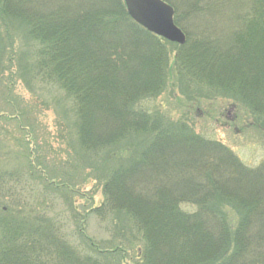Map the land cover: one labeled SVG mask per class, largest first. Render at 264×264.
Instances as JSON below:
<instances>
[{
    "label": "rangeland",
    "instance_id": "374dc122",
    "mask_svg": "<svg viewBox=\"0 0 264 264\" xmlns=\"http://www.w3.org/2000/svg\"><path fill=\"white\" fill-rule=\"evenodd\" d=\"M58 1L65 2L70 10L76 9V2L83 1L84 6L79 4V9L86 7L95 18L89 23L83 20L81 34L93 40L95 36L101 43L118 47L115 54L119 51L127 56L119 62L112 57L119 69L112 75L122 83L111 91L123 100H132L134 111L141 106L151 116H157L154 122L158 127L199 134L205 144L215 140L234 151L245 166L264 167V31L259 32L261 26L258 29L251 23L258 19L248 16L254 11V0H163L173 6L175 25L186 34L185 44L147 29L154 36L140 33V28L129 21L133 19L126 0H42L47 9L56 8ZM32 11L36 13L35 9ZM3 18L0 264L7 259L22 263V247L27 260L35 258L32 260L36 264H219L217 260L224 252L237 249L229 238H219L222 242L217 245L216 241L193 238L194 233L187 230L177 231L172 219L182 215L176 209L162 207L156 198L154 203L148 201L141 213L106 203L102 175L108 177V166L118 165V160L112 164L113 160L106 159L102 150L85 149L80 137L83 119L67 90L53 81L57 75L46 68L50 67V49L38 40L40 31L31 28L23 17ZM210 41L218 51L227 49L231 60L216 62L217 57H190L202 46L201 42ZM101 51L97 55L105 59V50ZM232 52L240 54L236 61ZM94 55V51L85 53L87 57ZM246 87H260L262 96H255L254 91L245 96ZM129 88L133 94L126 91ZM103 91L107 94L109 90ZM258 98L262 100L257 101ZM32 148L39 170L29 174L27 159ZM191 148L195 151L193 145L185 150ZM206 149L197 148V164L190 167L187 175L202 178L207 184H195L194 191L178 185L176 189L185 188L191 191V198H197L188 201L178 193L175 201L170 200V205L176 206V201H180L178 208L186 215L201 213V206L209 201V197H199L208 188L209 177L214 183L218 178L224 185L234 181L225 171L217 176L215 164L202 168L198 158L204 156ZM151 172L157 171H147L144 176L150 178L149 199L153 200ZM99 173L102 175L98 176ZM46 178L56 184L49 186ZM57 184L61 187H55ZM199 185L203 189L197 192ZM138 194L137 200L142 196ZM234 200L237 206L245 205L242 198ZM227 210L221 209L224 216L233 217L235 222H227L225 232L236 229L240 239L245 232L241 212ZM252 252L256 254V250ZM243 257H235L234 263L228 259L220 264H247Z\"/></svg>",
    "mask_w": 264,
    "mask_h": 264
},
{
    "label": "trees",
    "instance_id": "16d2710c",
    "mask_svg": "<svg viewBox=\"0 0 264 264\" xmlns=\"http://www.w3.org/2000/svg\"><path fill=\"white\" fill-rule=\"evenodd\" d=\"M254 1V11H251L248 16L251 17V20L258 19V22L251 23L258 29L261 26L259 32L264 31V22L261 23V20L264 21V0ZM82 3L83 1L76 2L78 4L76 9L70 10L65 7L66 3L63 1L56 2V8L47 9L44 8L42 0H39V3H37V0H0V23L4 21L3 15H14L23 17L31 24V28H35V30L37 28L40 31V33L37 31L38 40L44 41L43 44L47 43V47L50 49L47 54V65L50 67L46 68H51L57 75L53 81L67 90V93L76 102V110L83 119L80 137L85 149L102 150L106 155V159L113 160V162H110L112 164L118 160V165L112 168H109L111 165L108 166V177L100 173L98 175H102L105 179L103 191L106 196V203H109V205L119 204L122 209L128 211L140 210L141 213L145 209L146 203L148 201L154 203V198H156L155 200L160 202L162 207L167 210L176 209L182 215L181 218L172 219V223H175L173 226L177 231L187 230L189 233H194L193 238L202 237L204 240L216 241L217 245L222 242L219 241V238H229L238 251L224 252L217 260L219 264L228 259L232 260L230 263H234L235 257L242 258L241 255H244L243 261H246L247 264H264V187H259L264 185V167L250 168L245 166L233 153L234 151L232 152L224 145L221 146V143L215 140H209V144L206 143V145L199 134H186L183 130H176L175 132L166 126L158 127V123L154 122L157 116H151L148 110L141 106L134 111V108H131L132 100H123L115 95L111 89L120 86L122 80L112 75V73L119 70L114 66L115 63L112 57H117V62H119V60H125L127 56L119 51L115 54V48L118 47L101 43L92 34L90 35L95 38L94 40L88 35L81 34L83 20L86 19L89 23V21H94L93 18H95L86 7L79 9L82 7L80 5H83ZM33 9L36 10V13L32 11ZM129 21L132 26H138L140 33L143 35L150 38L154 36L134 21L130 19ZM260 40L262 41L263 38H260ZM92 42L96 45H93ZM201 43L202 46L190 57L195 59L208 58L209 60L217 57L216 62H220L222 59L231 60L228 57L231 55L226 53L227 49H219L218 51L211 41ZM191 49L193 48L189 50ZM101 50H105V59L97 55L102 52ZM42 51L46 52L48 49ZM89 51H94L95 55L85 56V53H89ZM232 53L235 55L233 60L236 61L240 54L237 52ZM221 54L225 56L221 57ZM237 63L241 65L239 61ZM103 88L109 90L107 94L104 93ZM126 91L133 94L131 88ZM244 91L245 96L252 95L254 91V95L259 97L262 96L261 92L263 90L260 91V87H246L243 89ZM259 100L262 99L258 98L257 101ZM146 134H151V136H146ZM192 145L195 147V151L192 148L185 150V147ZM218 146L221 148L217 149ZM178 147L181 148L176 151L175 148ZM200 147L201 149L207 148L204 156L201 155L198 158L199 163H203L202 168L206 165L215 164L214 169L217 176H221V171H225L229 174V177H232L231 179L234 178V181L224 185L218 178L214 183L213 178L209 177L210 184L208 188H205V191L199 195V197H209V201L202 206L200 205L202 208L201 213L197 211L186 215L178 208L180 201H176V206V204L170 205V200L175 201L179 193L185 197V200L192 201L197 197L191 198L189 196L191 191L187 192L185 188L194 191L192 187L195 184H207L206 180L202 181V178L200 180L196 176L190 177L191 174L187 175L188 171L191 172L190 167L197 164L195 163V157L198 154L197 148ZM33 150L32 148V151L28 153L27 166L29 174L39 170L38 167H35ZM150 170L157 171L151 172L152 176H155V178L151 176L152 181H150L154 194L152 196L153 200L149 199L150 188L147 182L150 178L144 176V173ZM47 184L52 186L56 183L55 180H51ZM178 185L185 187L184 190L176 189ZM212 185L215 188L214 191H212ZM55 187H61V184H57ZM202 189V186L199 185L196 191ZM144 190L146 191L144 192ZM138 192L142 193V196L137 200L140 195ZM234 198L244 199L245 205L237 206ZM220 208L225 210L228 208L227 211L237 214L241 212V217L245 223V232L240 239H237L238 231L236 229H229L227 233L225 232L224 225H227V222L232 225L235 219L231 216L226 217L227 214L224 216ZM254 223L259 226L254 228ZM152 249L148 250L152 252ZM22 250L23 247L21 248L22 263L19 264H36L32 260H35V258L28 261L27 253ZM255 250L256 254L252 252ZM5 264L14 263L12 260L7 259Z\"/></svg>",
    "mask_w": 264,
    "mask_h": 264
},
{
    "label": "water",
    "instance_id": "95a60500",
    "mask_svg": "<svg viewBox=\"0 0 264 264\" xmlns=\"http://www.w3.org/2000/svg\"><path fill=\"white\" fill-rule=\"evenodd\" d=\"M135 21L169 40L185 43L186 37L174 21V9L162 0H126Z\"/></svg>",
    "mask_w": 264,
    "mask_h": 264
}]
</instances>
